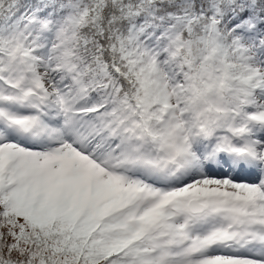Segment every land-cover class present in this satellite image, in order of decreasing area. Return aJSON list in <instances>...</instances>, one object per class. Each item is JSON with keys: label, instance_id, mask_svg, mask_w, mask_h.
Listing matches in <instances>:
<instances>
[{"label": "snow or ice", "instance_id": "snow-or-ice-1", "mask_svg": "<svg viewBox=\"0 0 264 264\" xmlns=\"http://www.w3.org/2000/svg\"><path fill=\"white\" fill-rule=\"evenodd\" d=\"M0 264H264V0H0Z\"/></svg>", "mask_w": 264, "mask_h": 264}]
</instances>
